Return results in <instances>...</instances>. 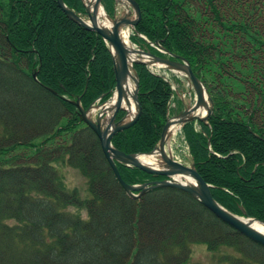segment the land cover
<instances>
[{
	"label": "trees",
	"instance_id": "1",
	"mask_svg": "<svg viewBox=\"0 0 264 264\" xmlns=\"http://www.w3.org/2000/svg\"><path fill=\"white\" fill-rule=\"evenodd\" d=\"M134 1L130 42L187 60L211 98L207 121L181 130L190 162L219 205L264 222V0ZM63 2L84 16L82 0ZM133 70L141 113L112 139L126 155L154 149L173 99L163 77ZM114 86L107 44L56 0H0V264H187L196 244L216 264H264L263 246L184 191L127 196L73 105L87 109ZM56 163L83 176L87 197L68 190ZM116 166L127 185L154 178Z\"/></svg>",
	"mask_w": 264,
	"mask_h": 264
},
{
	"label": "water",
	"instance_id": "2",
	"mask_svg": "<svg viewBox=\"0 0 264 264\" xmlns=\"http://www.w3.org/2000/svg\"><path fill=\"white\" fill-rule=\"evenodd\" d=\"M105 0H82L85 11L86 20L69 10L63 0H56L58 8L65 16L78 26L84 28L88 32L96 33L109 46L113 59V72L115 86L114 90L108 94H104L98 100L110 95V98L101 104H92L88 109L84 110L80 105V98L74 103L77 109L79 119L83 122L98 138L101 150L107 160L116 180L127 196L131 199H139L143 194L156 188L167 187L184 191L197 200L218 220L230 226L242 236L264 247V235L258 232L254 227V223L261 224L264 227V222L254 218H246L245 211L240 208L242 216H237L221 205H219L211 195V187L205 183L201 176L195 170L192 163L189 167L176 162L172 159L171 154L166 152V146L172 136L171 127L178 125L180 128L187 122L200 120L205 122L213 110V105L202 83L192 73L188 61L182 57L166 53L168 58H160L152 55L148 51L134 49L127 46L120 37V30L123 27L130 26L135 28L141 20V12L134 0H112L115 5L118 3L124 4L127 7V12L122 16H114L110 18L107 14L106 22L100 20L97 16L98 10L103 8L102 3ZM132 17L131 18V16ZM131 55H136V59H131ZM133 64H144L146 66H163L170 71L178 72L185 76L190 83L194 93L195 102L192 107L186 108L180 114L168 118L161 133L159 143L148 154H124L118 151L112 145L113 137L124 130L129 129L139 119L141 108L138 101L139 83L137 75L133 70ZM36 79V74L33 75ZM131 79L134 84V92L132 101L135 106V113L132 117H128L125 87L128 79ZM116 95L113 108L109 109L111 115H107L106 110L108 103L113 100ZM204 109L205 117L199 116V111ZM97 112V116L93 119V113ZM123 112L125 115L118 120V115ZM139 156H157L159 158L160 167L155 169L147 166L138 160ZM116 163L133 167L141 172L155 178L165 177L166 180L147 182L141 185H127L123 182ZM179 179H183L181 182ZM135 193L137 195H135Z\"/></svg>",
	"mask_w": 264,
	"mask_h": 264
},
{
	"label": "rangeland",
	"instance_id": "3",
	"mask_svg": "<svg viewBox=\"0 0 264 264\" xmlns=\"http://www.w3.org/2000/svg\"><path fill=\"white\" fill-rule=\"evenodd\" d=\"M155 72L163 75L167 80H169V82H173L174 77L170 73L160 71L157 68H155ZM179 78H181L182 80L178 85L176 83H172V84L174 85V88L176 90L178 89L179 92L181 93L180 98L182 101L178 99V97H175L173 99L172 103H174L175 108H171L170 110L171 116L174 115V113L178 109L179 111H181L183 107L185 108L193 105L195 99L194 93L189 87V85L186 83V81L182 77ZM168 144L169 145L167 146V149L171 148L172 151L170 153H172V155L176 157L178 161H180L181 163L187 166L190 165V158L187 152V148L182 139V135L180 134V131H177V133L171 138ZM55 167L59 171V173L63 176L65 184L69 191H72L73 189L77 190L81 198H85L88 196V190H87L88 188L86 185V180L83 178L82 175L79 174L78 171L69 168L64 163H61V165L56 163ZM83 215L85 216V214ZM191 248H192V253H191L192 255H191V259L187 264L190 263L216 264L217 257H214L212 253L208 252L204 245L196 244V245H192Z\"/></svg>",
	"mask_w": 264,
	"mask_h": 264
},
{
	"label": "bare ground",
	"instance_id": "4",
	"mask_svg": "<svg viewBox=\"0 0 264 264\" xmlns=\"http://www.w3.org/2000/svg\"><path fill=\"white\" fill-rule=\"evenodd\" d=\"M97 16L101 19V21L103 22H106V17H105V13L104 11L100 8L98 10V13H97ZM131 59H136V55H131L130 57ZM134 92V84L132 82V80L129 78L128 79V82H127V85L125 87V94H126V99H127V105H125V108H127V114H128V117H132L133 114L135 113V106H134V103L131 99L132 97V94ZM115 98H116V95H114L113 97V100H111L107 106H109L106 110V113L107 115H111V111L112 110H109L111 108H113V105H114V102H115ZM205 114V110L204 109H201L199 111V116H203ZM171 132L175 135L177 133V128L176 127H171ZM138 160L140 162H142L143 164L147 165V166H151L155 169L159 168L160 165H159V162L157 160V158L155 156H139L138 157ZM177 180H181L179 178H177ZM253 227L258 231L260 232L261 234L264 235V227L261 225V224H258V223H254L253 224Z\"/></svg>",
	"mask_w": 264,
	"mask_h": 264
},
{
	"label": "flooded vegetation",
	"instance_id": "5",
	"mask_svg": "<svg viewBox=\"0 0 264 264\" xmlns=\"http://www.w3.org/2000/svg\"><path fill=\"white\" fill-rule=\"evenodd\" d=\"M113 2V1H112ZM124 6L121 5V4H117L115 5V3L113 2L112 4V16L116 13L117 15L121 14L123 11H124ZM164 179V178H163ZM162 178L161 179H158V178H153L152 180H149L148 182H154V181H160V180H163Z\"/></svg>",
	"mask_w": 264,
	"mask_h": 264
}]
</instances>
